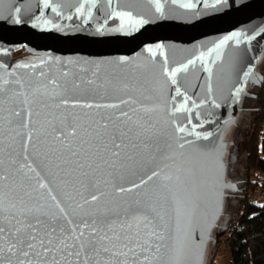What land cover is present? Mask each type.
<instances>
[{
  "label": "water",
  "instance_id": "water-1",
  "mask_svg": "<svg viewBox=\"0 0 264 264\" xmlns=\"http://www.w3.org/2000/svg\"><path fill=\"white\" fill-rule=\"evenodd\" d=\"M263 62L264 0H0V264H211Z\"/></svg>",
  "mask_w": 264,
  "mask_h": 264
},
{
  "label": "trees",
  "instance_id": "trees-1",
  "mask_svg": "<svg viewBox=\"0 0 264 264\" xmlns=\"http://www.w3.org/2000/svg\"><path fill=\"white\" fill-rule=\"evenodd\" d=\"M26 54L22 49L14 57ZM259 89V110L255 113L253 130L246 142L248 150L242 183V212L231 224L225 248L229 250L230 264H264V103ZM211 264H215L214 257Z\"/></svg>",
  "mask_w": 264,
  "mask_h": 264
},
{
  "label": "rangeland",
  "instance_id": "rangeland-1",
  "mask_svg": "<svg viewBox=\"0 0 264 264\" xmlns=\"http://www.w3.org/2000/svg\"><path fill=\"white\" fill-rule=\"evenodd\" d=\"M15 56V54H14ZM16 58V57H15ZM262 72H264V62L261 66ZM262 102L264 103V86L262 87ZM256 93V91H253ZM243 106L246 107L247 111L243 112L238 119V125L235 126L229 133L228 136L232 141L231 156L229 158L230 177L234 181H242L245 173V164L248 154L246 148V142L250 138L253 130L255 113H247L249 108L256 107L255 99H248L243 102ZM239 133L238 136L234 137V134ZM235 134V135H236ZM241 188L245 190L244 183H241ZM242 195L229 197L225 204V213L221 219L220 227L222 232L218 236L217 246H212L209 249V254L213 253L215 264H228L229 254L225 252V241L229 237L231 224L238 219L242 212ZM228 255V256H227Z\"/></svg>",
  "mask_w": 264,
  "mask_h": 264
},
{
  "label": "snow or ice",
  "instance_id": "snow-or-ice-1",
  "mask_svg": "<svg viewBox=\"0 0 264 264\" xmlns=\"http://www.w3.org/2000/svg\"><path fill=\"white\" fill-rule=\"evenodd\" d=\"M95 198V197H94ZM53 231H55L53 229ZM4 229L2 227H0V233H3ZM81 235H83V233H81ZM15 243H11L10 244V248L9 250L11 251L12 249H15L17 247V245L21 246V250L24 249H28V250H34L36 247V241H37V236L36 235H32V234H28L27 236H15ZM40 246L44 247L45 245V241L44 240H39ZM50 243V241H49ZM48 249L45 248V251H47ZM24 255L27 256L28 255V251H24Z\"/></svg>",
  "mask_w": 264,
  "mask_h": 264
},
{
  "label": "flooded vegetation",
  "instance_id": "flooded-vegetation-1",
  "mask_svg": "<svg viewBox=\"0 0 264 264\" xmlns=\"http://www.w3.org/2000/svg\"><path fill=\"white\" fill-rule=\"evenodd\" d=\"M23 56H25V54H21V55L17 56V58H19V57H23ZM255 91H256V94L259 95V89H256ZM258 100H259V98H258V99H255V101H256V107H254V108H249L247 113H251V112H252V113H253V112L256 113V111L259 110L260 107L258 106ZM235 134H236V133H235ZM235 134H234V137L239 135L238 132H237L236 135H235ZM239 196H240V195H239Z\"/></svg>",
  "mask_w": 264,
  "mask_h": 264
},
{
  "label": "crops",
  "instance_id": "crops-1",
  "mask_svg": "<svg viewBox=\"0 0 264 264\" xmlns=\"http://www.w3.org/2000/svg\"><path fill=\"white\" fill-rule=\"evenodd\" d=\"M225 249H226V248H225ZM225 252H226L227 254H229V257H227V258L229 259L228 264H230V262H231L230 252H229L228 249L225 250ZM227 256H228V255H227Z\"/></svg>",
  "mask_w": 264,
  "mask_h": 264
},
{
  "label": "built area",
  "instance_id": "built-area-1",
  "mask_svg": "<svg viewBox=\"0 0 264 264\" xmlns=\"http://www.w3.org/2000/svg\"><path fill=\"white\" fill-rule=\"evenodd\" d=\"M257 196L259 199H263L264 198V194L263 193H259L258 195H255Z\"/></svg>",
  "mask_w": 264,
  "mask_h": 264
}]
</instances>
